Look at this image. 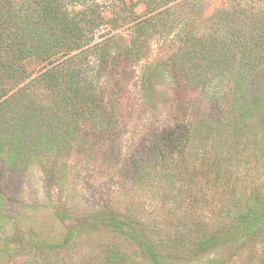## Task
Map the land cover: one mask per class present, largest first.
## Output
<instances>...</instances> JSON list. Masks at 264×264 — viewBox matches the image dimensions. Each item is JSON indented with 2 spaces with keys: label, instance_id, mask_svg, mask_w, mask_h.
Returning <instances> with one entry per match:
<instances>
[{
  "label": "trees",
  "instance_id": "trees-1",
  "mask_svg": "<svg viewBox=\"0 0 264 264\" xmlns=\"http://www.w3.org/2000/svg\"><path fill=\"white\" fill-rule=\"evenodd\" d=\"M142 1L143 17L129 4L126 17H107L99 0H0L4 174L77 143L88 155L127 157L133 184L141 171L177 159L195 123L210 125L209 134L222 124L219 130L236 138L247 119L264 111V0H225L193 16L185 10L190 0ZM154 44L162 50L155 56ZM163 65L181 86L178 104L186 88L203 99L192 111L178 110L171 128L139 135L131 106L147 103L146 76ZM208 97L214 102L206 104ZM249 216L238 229L263 232L264 202Z\"/></svg>",
  "mask_w": 264,
  "mask_h": 264
},
{
  "label": "rangeland",
  "instance_id": "rangeland-1",
  "mask_svg": "<svg viewBox=\"0 0 264 264\" xmlns=\"http://www.w3.org/2000/svg\"><path fill=\"white\" fill-rule=\"evenodd\" d=\"M99 3L107 17H126V4L141 17L146 10L142 0ZM224 3L190 0L185 10L193 16ZM160 51L154 44L153 55ZM153 69L147 103L132 98L129 119L139 135L171 128L178 110L203 99L185 87L178 104L174 72ZM221 125L209 134L210 125L195 123L177 159L141 171L133 184L127 157L88 155L77 143L62 155L43 152L23 169L6 167L7 174L0 165V264H264V231L238 229L264 202V111L236 138Z\"/></svg>",
  "mask_w": 264,
  "mask_h": 264
}]
</instances>
